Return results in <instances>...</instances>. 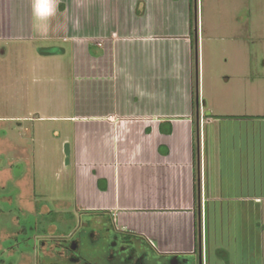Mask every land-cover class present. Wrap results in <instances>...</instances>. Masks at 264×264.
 <instances>
[{
    "label": "crops",
    "instance_id": "obj_1",
    "mask_svg": "<svg viewBox=\"0 0 264 264\" xmlns=\"http://www.w3.org/2000/svg\"><path fill=\"white\" fill-rule=\"evenodd\" d=\"M198 1L58 0L55 16L40 22L32 0H0V55L16 56L17 66L38 56L32 66L42 74L33 83H60L49 94L70 100L69 111L34 118L54 125L66 171L49 187L51 206L74 200L77 212L109 215L116 230L141 233L163 254H191L198 264L201 251L204 264L208 214L255 215L264 230V114H216L201 103ZM231 1L245 9L234 37H253L249 8L264 0ZM47 46L63 51L38 52ZM3 119L20 129L17 143L6 131L3 143L15 145L18 160L33 156L24 167L39 166L48 145L34 125L27 148L23 122L31 115ZM14 182L21 206L32 208L34 179L25 169ZM257 241L256 264H264L262 231Z\"/></svg>",
    "mask_w": 264,
    "mask_h": 264
},
{
    "label": "rangeland",
    "instance_id": "obj_2",
    "mask_svg": "<svg viewBox=\"0 0 264 264\" xmlns=\"http://www.w3.org/2000/svg\"><path fill=\"white\" fill-rule=\"evenodd\" d=\"M198 6L205 32L201 42V103L208 102L216 114H264V2L249 8L253 37L248 39L234 37L238 22H233L245 11L240 2L199 0ZM27 57L28 65L17 66L16 56L0 55V264H195L194 255L163 254L151 247L141 233L116 230L109 215L77 212L74 200H54L63 206H52L53 213L39 211L44 203L53 202L48 199L49 187L57 183L54 178L63 177L66 171L59 152L52 145L54 125L34 118L38 112L69 111L70 100L63 94H49L63 90L60 83L56 87L33 83L36 74L41 73L39 66H32L38 56ZM18 84L24 86V91ZM7 115H31L32 119L23 122L29 133L26 132L25 137L27 148L33 149L34 125L36 133L42 134L37 139L43 137L48 145L36 157L39 166L24 167L27 160L33 164L32 155L27 160H18L15 145L10 142L17 141L14 138L20 129L17 123L3 119ZM10 127H13L12 132ZM214 128L207 127L209 136ZM5 131L13 140L3 143L1 138ZM25 169L28 178L34 179L36 199L27 200L30 206L35 205L34 209H23L22 201L16 197L14 178ZM227 206L231 205L223 203V207ZM219 217L216 221L213 214H208L204 264H256L261 231L264 238L257 217L251 214ZM170 218L174 220L176 216Z\"/></svg>",
    "mask_w": 264,
    "mask_h": 264
},
{
    "label": "clouds",
    "instance_id": "obj_3",
    "mask_svg": "<svg viewBox=\"0 0 264 264\" xmlns=\"http://www.w3.org/2000/svg\"><path fill=\"white\" fill-rule=\"evenodd\" d=\"M32 14L37 21L47 22L55 16L58 8V0H32Z\"/></svg>",
    "mask_w": 264,
    "mask_h": 264
},
{
    "label": "water",
    "instance_id": "obj_4",
    "mask_svg": "<svg viewBox=\"0 0 264 264\" xmlns=\"http://www.w3.org/2000/svg\"><path fill=\"white\" fill-rule=\"evenodd\" d=\"M63 51V48L60 46H47V47H40L38 49V52L44 55L47 54H56V53H60ZM198 264H203V259H202V253L200 251L199 254V262Z\"/></svg>",
    "mask_w": 264,
    "mask_h": 264
},
{
    "label": "flooded vegetation",
    "instance_id": "obj_5",
    "mask_svg": "<svg viewBox=\"0 0 264 264\" xmlns=\"http://www.w3.org/2000/svg\"><path fill=\"white\" fill-rule=\"evenodd\" d=\"M15 154H16V156H18L17 155V153L15 152ZM44 205L46 206V209H42V206L44 207ZM41 207H40V212H42V211H47V210H49V212L51 211L52 213H53V209H52V206H51V202H49L48 204L47 203H44L43 205H42ZM49 206V207H48ZM51 206V207H50ZM22 207V206H21ZM34 207H35V205H33L32 206V209H34ZM23 209H25V207H22ZM28 208V207H27ZM51 209V210H50ZM55 213V212H54ZM36 236V235H35ZM42 236V235H41ZM41 238V237H40Z\"/></svg>",
    "mask_w": 264,
    "mask_h": 264
},
{
    "label": "trees",
    "instance_id": "obj_6",
    "mask_svg": "<svg viewBox=\"0 0 264 264\" xmlns=\"http://www.w3.org/2000/svg\"><path fill=\"white\" fill-rule=\"evenodd\" d=\"M127 240H129L128 237H127Z\"/></svg>",
    "mask_w": 264,
    "mask_h": 264
}]
</instances>
